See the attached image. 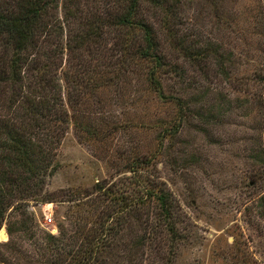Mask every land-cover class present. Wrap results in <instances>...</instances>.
Here are the masks:
<instances>
[{
    "label": "rangeland",
    "instance_id": "obj_1",
    "mask_svg": "<svg viewBox=\"0 0 264 264\" xmlns=\"http://www.w3.org/2000/svg\"><path fill=\"white\" fill-rule=\"evenodd\" d=\"M166 2L172 11L165 24L157 7L144 4L139 15L151 25L166 61L160 75L163 92L193 100V110L200 112L188 115L172 134L160 135L162 127L172 129L164 120L176 116L178 105L148 91L138 64L121 70L115 83L98 79L96 86L61 84L70 117L55 148V168L42 188L55 195L54 201L22 200L10 213L8 208L0 224V243L8 238L6 225L19 219L25 224L27 218L28 228L55 234L65 207L58 200L59 190L89 189L100 180L125 182L134 175L158 181L170 194L178 236L170 251L140 248L137 264H264V210L258 199L264 185L250 183L255 164L248 157L255 143L264 144V109L254 97L264 90V83L252 77L264 68L261 0ZM81 8L98 16L103 10L98 0H86ZM56 13L60 21L59 7ZM76 21L62 24V37L57 39L63 68L71 56L72 33L67 28L74 29ZM118 48L102 27L100 37L79 50L95 51L90 60L94 75L103 78ZM197 50L228 53L223 64L228 77L218 72L213 57L195 56ZM73 118L86 123L96 136H85L73 126ZM146 226L140 224L138 231ZM13 233L17 251L9 259L25 264V252L35 256L32 242L25 233ZM167 253L170 261H165Z\"/></svg>",
    "mask_w": 264,
    "mask_h": 264
},
{
    "label": "trees",
    "instance_id": "obj_2",
    "mask_svg": "<svg viewBox=\"0 0 264 264\" xmlns=\"http://www.w3.org/2000/svg\"><path fill=\"white\" fill-rule=\"evenodd\" d=\"M85 1L0 0V107L4 108V116L0 115V224L5 211L9 208L10 213L22 200L54 201L55 195L42 188L55 168V148L70 117L61 84L79 87L91 82L96 86L98 79L115 83L121 70L138 64L148 91L178 105L176 116L164 120L172 129L162 127L160 135L172 134L188 115L196 117L195 112H200L193 110V100L163 92L160 75L166 61L151 25L139 15L144 4L157 7L165 24L172 11L166 0H98L103 7L99 16L83 11ZM259 8L264 23V0ZM71 19H77V23L74 29L67 28V33H72V46L63 68L57 39L61 40L62 24L66 26ZM102 27H107L113 44L119 47L103 78L94 75L96 69L90 60L95 51L79 50L88 49L89 43L100 37ZM193 54L213 57L218 72L228 77L223 66L229 57L225 51L197 50ZM252 73L258 83H264V68ZM254 97L264 109V90ZM72 121L85 136L95 133L86 123ZM248 157L255 164L249 181L260 188L264 185V144L255 143ZM128 169L135 170L132 166ZM124 179L108 184L96 181L89 189L59 190L58 200L65 207L62 220L55 223V234L26 227L27 218L25 224L22 219L7 224L8 238L0 243V264H13L9 255L17 251L16 241H12L14 231L25 233L32 242L35 256L25 252V264H137L140 248L164 247V251H170L178 237L172 197L158 181L134 175ZM258 199L264 210V195ZM142 223L147 226L140 233ZM168 253L165 261L171 260Z\"/></svg>",
    "mask_w": 264,
    "mask_h": 264
},
{
    "label": "built area",
    "instance_id": "obj_3",
    "mask_svg": "<svg viewBox=\"0 0 264 264\" xmlns=\"http://www.w3.org/2000/svg\"><path fill=\"white\" fill-rule=\"evenodd\" d=\"M46 220H47V221L50 220V217H49V216H46Z\"/></svg>",
    "mask_w": 264,
    "mask_h": 264
}]
</instances>
